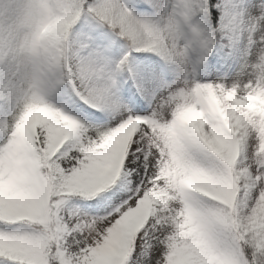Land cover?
Wrapping results in <instances>:
<instances>
[{
  "label": "snow or ice",
  "instance_id": "1",
  "mask_svg": "<svg viewBox=\"0 0 264 264\" xmlns=\"http://www.w3.org/2000/svg\"><path fill=\"white\" fill-rule=\"evenodd\" d=\"M0 264H264V0H0Z\"/></svg>",
  "mask_w": 264,
  "mask_h": 264
}]
</instances>
